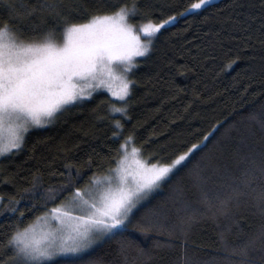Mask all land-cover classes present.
<instances>
[{"label":"trees","instance_id":"16d2710c","mask_svg":"<svg viewBox=\"0 0 264 264\" xmlns=\"http://www.w3.org/2000/svg\"><path fill=\"white\" fill-rule=\"evenodd\" d=\"M19 2L0 0V21L9 23L8 5ZM87 2L92 9L109 13L117 4L131 7L135 2L141 11L130 15L131 21L158 23L196 0ZM32 23L27 17L18 21L25 34H30ZM55 23L49 19L48 26ZM136 62L130 75V119L110 112V102L117 107L121 102L99 91L67 107L51 126L30 130L19 150L0 159L3 204L14 197L25 210V222H34L66 194L46 206L39 194L33 199L21 198L20 190L29 187L34 176L41 178L42 190L57 188L71 170L77 186L83 187L93 174L107 173L116 166V150L126 136L134 137L147 159L170 162L192 143L199 144L215 126L214 134L204 141L206 146L194 150L134 210L126 230L106 238L83 257L100 264H183L186 254L196 264H230L231 256L235 264L230 249L264 229V213L257 204L264 188V136L259 123L248 119L253 113L259 118L264 111V0L210 1L208 6L166 25L153 38L148 53ZM117 119L124 127L121 135L114 136ZM246 177L251 185L244 183ZM202 187L214 198L223 199L233 189H240L242 195L226 213L211 215L200 203ZM181 200L200 208L186 234L169 235L146 227L153 211L162 213L165 224L178 222L185 215ZM15 215L0 206V239L5 238ZM126 241L131 243L127 261L121 250ZM138 249L148 255H139ZM254 256L259 261L258 244Z\"/></svg>","mask_w":264,"mask_h":264},{"label":"snow or ice","instance_id":"6c2138e0","mask_svg":"<svg viewBox=\"0 0 264 264\" xmlns=\"http://www.w3.org/2000/svg\"><path fill=\"white\" fill-rule=\"evenodd\" d=\"M209 2L196 0L182 12L168 15L158 23L149 21L142 30L155 37L166 25L208 6ZM113 7L115 11L101 12L92 9L87 0H20L8 5L10 22L0 21V155L19 150L30 127L49 123L67 107L85 96L90 97L92 93L81 90L77 79H99L104 84L119 71L120 87L112 92V96L119 98L121 106L110 102L109 109L130 119L128 101L133 81L129 75L135 66V57L145 55L151 41H143L140 32L128 22L130 15L135 16L141 11L137 3L131 7L126 4ZM22 17L33 21L30 34H25L19 27L18 21ZM49 19L56 22L54 26H48ZM77 20L82 22H75ZM232 63L234 61L226 67L231 68ZM248 119L259 123L260 133L264 136V111L259 118L253 113ZM114 126L117 131L113 135H121L122 121L115 120ZM215 131L214 126L199 144L192 143L170 162L143 159L142 149L134 146V137L126 136L116 150V167L110 168L108 175L93 174L83 187L77 186L71 170L57 188L42 190L41 178L34 176L33 183L20 190L21 198L33 199L39 194L46 206L67 193L61 204L35 217V221H58L54 228L38 227L36 222L26 223L25 210L18 207L19 200L10 198L5 205L4 197L0 196V206L16 214L5 238L0 239L3 250L0 264H100L98 260L85 259L83 254L97 240L126 230L140 202L159 188L194 150L206 146L204 141ZM92 163L90 159L89 164ZM68 167L72 168L71 165ZM261 171L264 172V159L261 160ZM196 175L198 179L199 173ZM79 176L77 169L76 177ZM244 183L251 185L252 181L246 177ZM241 195L240 189H233L223 199L214 198L202 187L200 203L205 206V212L218 215L226 213L234 202L238 203ZM257 204L264 213V188L257 196ZM181 210L185 215L172 224H165L162 213L153 211L146 227L159 228L169 235L186 234L200 214V208L181 200ZM257 244L259 261L254 256ZM129 247L131 243L127 241L121 246L126 261ZM230 252L235 257V264H264V229L243 245L231 248ZM138 254L148 255L144 249H138ZM229 261L232 264L231 256ZM183 264L196 262L185 254Z\"/></svg>","mask_w":264,"mask_h":264},{"label":"rangeland","instance_id":"374dc122","mask_svg":"<svg viewBox=\"0 0 264 264\" xmlns=\"http://www.w3.org/2000/svg\"><path fill=\"white\" fill-rule=\"evenodd\" d=\"M210 1H213V0H210ZM128 22L131 23V24L136 28V30H137L138 32H140V37H141V39H142L143 41H145V42L151 41V43H152V40H153L154 37H150L148 34L144 33L143 30H142V29H143V25H144V24H147L148 22L134 23L133 21L130 20V17H129V21H128ZM153 23H155V22H153ZM57 34H59V33H57ZM149 50H150V49H149ZM147 53H148V52H147ZM147 53H146V54H147ZM143 56H144V55H143ZM139 57H141V56L135 57V66H136V64H137L136 61H137V59H138ZM135 66L132 68L131 73H132L133 69L135 68ZM131 73H130V75H131ZM119 75H120V72L117 71L116 73H114L112 79H111L110 81L104 83V84H101L99 79H95V80H94V79H87V80H80V79H77L76 83L79 85V88H80L81 90H83L85 93H87V92H91L92 95H91L90 97H92L95 93H97V92H99V91H106V92H108V93L112 96V92H113V91H118V90H119L120 83H119V80L117 79V77H118ZM130 75H129V78L131 79V76H130ZM90 97H89V96H85L82 100L88 99V98H90ZM112 97H113L114 99H116V100H119L118 97H115V96H112ZM82 100H81V101H82ZM79 102H80V101H79ZM76 103H77V102H76ZM59 114H60V113H59ZM59 114H57V115L55 116V118H53V119L51 120V122H49V123L30 127L29 130H28V132H29L30 130H32V129L46 128V127H48V126H51V125L55 122V120H56V118H57V116H58ZM118 114H119V113H118ZM28 132H27V133H28ZM27 133L25 134V137H26ZM122 143H123V142H122ZM22 146H23V145H22ZM134 146H135V147H138V146H136L135 144H134ZM138 148H139V147H138ZM15 151H17V150H16V149H13V150H12L11 152H9V153H5L4 155H0V159H1L2 157H4V156H7V155H9V154L15 152ZM142 158H143V159H147V158L144 156L143 152H142ZM183 163H184V162H183ZM183 163H182V164H183ZM182 164H181V165H182ZM181 165L177 166L176 169H178ZM115 167H116V166H115ZM115 167H114V168H115ZM114 168H113V169H114ZM176 169H174L173 172H174ZM173 172H172V173H173ZM172 173H171V174H172ZM108 174H110V173L107 172V173L99 174V175H97V176H104V175H108ZM171 174H170V175H171ZM157 189H158V188H157ZM157 189H155L154 191H156ZM154 191H153V192H154ZM153 192H152V193H153ZM152 193H151V194H152ZM151 194H150V195H151ZM66 195H67V193L65 194V196H66ZM150 195H149V196H150ZM65 196H64V197H65ZM149 196H148L145 200L141 201L140 204L144 203V202L149 198ZM62 201H64V198H63L62 200H60L59 202L55 203L53 206H51V207H49V208H52V207H54V206H56V205L61 204ZM140 204H139V205H140ZM139 205H138V206H139ZM138 206H137V207H138ZM44 213H46V210H45L42 214H44ZM42 214H41V215H42ZM41 215H39V216H41ZM34 222L37 223L38 227H44V228H48V227H52V228H54V227H56L57 224H58V221H56V220H54V219H50V220H48L47 222H43V221H35V220H34ZM106 238H108V237H103V238L97 240V241L92 245V247H91L90 249H88L87 251L93 249L95 246H97L98 244H100V243H101L103 240H105Z\"/></svg>","mask_w":264,"mask_h":264}]
</instances>
